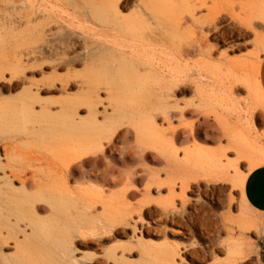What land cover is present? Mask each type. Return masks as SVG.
Wrapping results in <instances>:
<instances>
[{"label": "rangeland", "instance_id": "rangeland-1", "mask_svg": "<svg viewBox=\"0 0 264 264\" xmlns=\"http://www.w3.org/2000/svg\"><path fill=\"white\" fill-rule=\"evenodd\" d=\"M124 1L127 8L123 13L133 12L136 0ZM173 1L177 6L170 9V16L177 21L186 16V11L181 0ZM248 1L264 2L219 0L218 7L210 13L198 12L203 16L195 27L183 26L178 32L173 54L176 86L172 97L185 111L181 124L173 121L178 135L171 151L162 140L169 137L168 134L158 135L143 120L133 122L129 118L113 117L101 130L96 146L85 149L79 157L66 158L68 165L63 167L62 174L67 175L66 186L74 192L69 196L76 202L77 209L71 214L79 227L71 243L72 254L79 261L73 264H108L105 253L111 248L131 249L141 254V264H158L164 240L169 245L183 242L181 237L170 235L168 230L172 228L191 229L193 238L213 247L224 239L223 231L232 228L234 237L243 238L244 243L239 253L221 258V264H264V214L243 202L241 187L248 172L255 168L249 163L264 164V95L260 85L264 48L251 42L245 50L238 51L254 38L264 40V21L244 18L243 7ZM47 5L41 0H0V54L5 56L0 68L6 69L4 78L0 79V110L17 103L24 80L39 81L42 75H49L46 68L39 67H27L19 73L7 71L19 61L26 63L38 44L36 32L25 28L24 23V17L33 7L46 6L48 14L61 19L65 25L72 23L70 27L75 36L93 27L82 20L77 24L74 11L69 7L62 5L64 10H52ZM247 31L253 35L247 36ZM187 47L186 56H180L179 50ZM234 57L240 63L239 71L231 70L229 62ZM149 81L155 82L157 78L152 76ZM251 87L255 91L252 92ZM40 97L51 99L58 97V93L41 92ZM221 117L237 124L242 133L237 136V143L249 149L248 155L237 158V164L228 165L223 177L215 175L211 167L212 161L223 151L224 141L217 124ZM153 124L161 127L159 116ZM24 127L17 122L0 125L2 163L6 162V155L16 160L49 156L46 142L30 140ZM171 153L179 160L176 175L167 172L165 155ZM16 160H12V164L21 166ZM173 181L177 194L183 182L184 196L182 204L179 197L175 198L181 212L175 224L157 215L161 207L170 203L168 187ZM229 204L233 206L232 215L246 217L252 226L238 230L227 222ZM122 205L132 213L137 224L134 226L129 220L113 228L99 229L101 222ZM102 206H107L109 213H104ZM181 256L188 264L189 258L184 253ZM33 257L31 251L25 255L30 264L34 262ZM131 258L129 262L135 264L136 255ZM0 264L6 263L1 261Z\"/></svg>", "mask_w": 264, "mask_h": 264}, {"label": "bare ground", "instance_id": "bare-ground-1", "mask_svg": "<svg viewBox=\"0 0 264 264\" xmlns=\"http://www.w3.org/2000/svg\"><path fill=\"white\" fill-rule=\"evenodd\" d=\"M41 2L52 10L69 7L74 11L75 17H72L77 24L82 20L93 27L75 36L70 27L72 23L65 25L61 19L48 14L46 6L33 7L24 17L25 28L36 32L38 44L26 63L19 61L7 71L19 73L27 67H39L46 68L49 75H42L39 81L22 82L17 103L0 110V125L11 122L25 125L24 132L30 140L46 142L49 156L16 160L6 155L5 163L0 159V260L6 264H30L25 259L30 251L34 254L31 264H73L78 260L71 249L79 228L71 214L77 205L69 196L74 192L66 186L67 175L62 174V170L68 165L66 158L79 157L85 149L99 143L101 130L113 117L129 118L133 122L143 120L158 135L168 134L169 137L162 140L171 151L178 135L173 121L181 124L185 111L172 97L176 86L173 54L177 35L183 26L190 29L200 22L203 14L198 15V12L210 13L219 5V0H181L186 16L173 21L170 9L177 6L173 0H136L135 9L128 14L123 13L127 8L124 0ZM243 12L246 20L264 21V2L248 1ZM247 32V36L253 35ZM251 42L264 48V40L254 38L238 51L245 50ZM188 47L179 50L180 56H186ZM4 57L0 54L1 63ZM229 63L231 70H240L237 57ZM4 71L6 69L0 68V79L4 78ZM61 71L64 73H59ZM152 76L157 81L151 83ZM251 90L255 91L253 87ZM46 91L58 93V97H40V93ZM157 116L162 121L161 127L153 124ZM217 124L224 146L211 167L215 175L223 177L228 165L237 164V158L246 156L249 149L237 143V136L242 133L236 123L221 117ZM165 156L167 172L176 175L179 160L172 153ZM12 160L21 166L12 164ZM249 166L258 164L250 162ZM182 184L177 194L175 182H171L170 203L157 213L172 224L181 215L175 198L179 197L183 203ZM243 184L244 180L242 190ZM242 199L249 207L244 197ZM101 209L109 213L107 206ZM232 209L229 204L227 222L238 230L252 226L246 217L232 215ZM129 220L134 226L137 224L132 213L122 205L101 222L99 229L113 228ZM190 230H168L171 236L181 237L183 242L169 245L164 240L158 264H186L181 253L189 258L188 264H221V258L239 253L244 243L243 238L234 237L232 228L223 231L225 237L217 247L198 242ZM133 255L137 257L135 264H141V254L131 249L111 248L105 253L108 264H134L130 263Z\"/></svg>", "mask_w": 264, "mask_h": 264}, {"label": "crops", "instance_id": "crops-1", "mask_svg": "<svg viewBox=\"0 0 264 264\" xmlns=\"http://www.w3.org/2000/svg\"><path fill=\"white\" fill-rule=\"evenodd\" d=\"M260 85L264 95V72ZM243 196L254 211L264 214V164L251 169L246 175Z\"/></svg>", "mask_w": 264, "mask_h": 264}]
</instances>
